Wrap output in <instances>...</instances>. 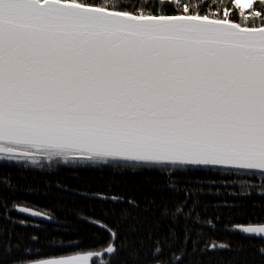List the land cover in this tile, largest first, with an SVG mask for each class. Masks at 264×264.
<instances>
[{
    "label": "snow or ice",
    "instance_id": "1",
    "mask_svg": "<svg viewBox=\"0 0 264 264\" xmlns=\"http://www.w3.org/2000/svg\"><path fill=\"white\" fill-rule=\"evenodd\" d=\"M0 264H264V0H0Z\"/></svg>",
    "mask_w": 264,
    "mask_h": 264
},
{
    "label": "trees",
    "instance_id": "2",
    "mask_svg": "<svg viewBox=\"0 0 264 264\" xmlns=\"http://www.w3.org/2000/svg\"><path fill=\"white\" fill-rule=\"evenodd\" d=\"M223 2H226V0H223ZM12 172L16 173L14 176V180L18 181L20 185L25 186V188H28L29 186L33 189H41L43 190L45 183L51 181L52 182V194L44 195L43 191H30V190H19L15 193L16 198L27 200L30 202H33L34 204L40 206L41 208L44 207H51L56 205V196L55 193L58 192V189L55 187V183L57 180H63L69 185L76 184V181L74 179H71V171L68 169H62L55 173H47L46 171H40L36 168H30L28 170H18L16 168L9 169ZM81 175H85L84 173H81ZM256 183L259 184V178L256 179ZM231 199V197H229ZM68 204H71V197H67ZM56 214L60 217H63L66 212L65 210H61L59 208H55ZM12 215L14 216H22L19 215L17 212H13ZM74 219L73 217H70ZM43 223V222H42ZM76 223H80L79 221H76ZM51 227V225H49ZM82 227L84 229H87L89 225L83 224ZM23 230V229H21ZM29 231L31 229H28ZM97 232H102V229H94ZM104 237L107 238L108 234L106 232L103 233ZM236 239H241L242 237L236 236ZM85 243H89V241H85ZM215 255L219 256H230L233 255L230 252L225 253H218ZM97 262H99V259H95Z\"/></svg>",
    "mask_w": 264,
    "mask_h": 264
},
{
    "label": "water",
    "instance_id": "3",
    "mask_svg": "<svg viewBox=\"0 0 264 264\" xmlns=\"http://www.w3.org/2000/svg\"><path fill=\"white\" fill-rule=\"evenodd\" d=\"M19 215L21 214V213H19V212H17ZM22 215V214H21ZM39 222H45V221H39ZM95 258H97V257H95Z\"/></svg>",
    "mask_w": 264,
    "mask_h": 264
},
{
    "label": "flooded vegetation",
    "instance_id": "4",
    "mask_svg": "<svg viewBox=\"0 0 264 264\" xmlns=\"http://www.w3.org/2000/svg\"><path fill=\"white\" fill-rule=\"evenodd\" d=\"M94 259H99V260H100V259H101V257H97V258H94Z\"/></svg>",
    "mask_w": 264,
    "mask_h": 264
}]
</instances>
